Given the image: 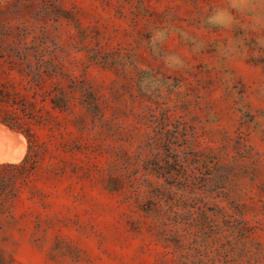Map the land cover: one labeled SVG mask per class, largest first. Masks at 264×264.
Segmentation results:
<instances>
[{
    "label": "rangeland",
    "instance_id": "rangeland-1",
    "mask_svg": "<svg viewBox=\"0 0 264 264\" xmlns=\"http://www.w3.org/2000/svg\"><path fill=\"white\" fill-rule=\"evenodd\" d=\"M15 101L53 155L0 206V264H264L261 0H0V109ZM166 123L212 151L221 192L183 169L181 137L143 148Z\"/></svg>",
    "mask_w": 264,
    "mask_h": 264
},
{
    "label": "trees",
    "instance_id": "trees-1",
    "mask_svg": "<svg viewBox=\"0 0 264 264\" xmlns=\"http://www.w3.org/2000/svg\"><path fill=\"white\" fill-rule=\"evenodd\" d=\"M51 102L52 107L58 109L59 111L65 112L68 109L66 98L63 96L51 98ZM24 105L25 104H23V106H20V104L15 101L10 104V108L0 109V121L8 125L12 129L21 131L27 139V151L19 161L0 162V206L3 208H6L7 204L13 203L15 202V200H19L21 198L23 187L27 184L30 177L37 172L40 166V158L44 160L47 153L53 155L51 154L52 151H50L46 142L39 140L35 128L33 129L30 125L29 120H27ZM165 126H167V128L165 127L164 132L160 133L159 136V138L162 137L161 139H163V141H157V133L149 134L143 148L148 152H156L158 154H161L162 152H164L163 143H165V141L173 143V139L177 140L179 137H181L182 147L177 153H175V157H180L182 159L183 169L185 170L186 166H191L193 174L192 177L194 178H196L195 169L198 168L201 169V171L205 169L209 170L205 173L201 172L205 175L206 183L213 185L215 189H219L218 193L221 192L224 180L222 177L218 178L216 174L211 171V163L214 162L212 160L214 158V156L212 155V151H207L202 148L191 150L190 138L185 128L182 130L177 127L171 129L169 127V124L167 123ZM40 147H43L42 156L40 154ZM168 150H171L170 146ZM163 155L164 162L162 165L156 164L158 170H156L155 176H157L158 179L162 178L164 180H167L168 178L173 177L172 169L174 168L169 162L168 155ZM42 168L50 170L54 172V174H58L59 172V166L55 165L52 161H49ZM111 181L112 190H119V188L122 187V177L112 178ZM211 191H213V189H211ZM4 194H8L9 196H7L6 198H2Z\"/></svg>",
    "mask_w": 264,
    "mask_h": 264
},
{
    "label": "bare ground",
    "instance_id": "bare-ground-1",
    "mask_svg": "<svg viewBox=\"0 0 264 264\" xmlns=\"http://www.w3.org/2000/svg\"><path fill=\"white\" fill-rule=\"evenodd\" d=\"M25 137L0 123V160L19 159L25 150ZM8 162V161H7ZM13 162V161H12Z\"/></svg>",
    "mask_w": 264,
    "mask_h": 264
},
{
    "label": "clouds",
    "instance_id": "clouds-1",
    "mask_svg": "<svg viewBox=\"0 0 264 264\" xmlns=\"http://www.w3.org/2000/svg\"><path fill=\"white\" fill-rule=\"evenodd\" d=\"M235 2L238 3V4L245 5V4L248 3V0H235ZM261 3H264V0H261ZM209 22L210 23H214V24H221L224 27H229L230 26L229 23H225L224 22L222 11L221 12H217L213 17H210L209 18ZM158 35H161V34H158ZM176 62L178 63L179 61H176Z\"/></svg>",
    "mask_w": 264,
    "mask_h": 264
}]
</instances>
